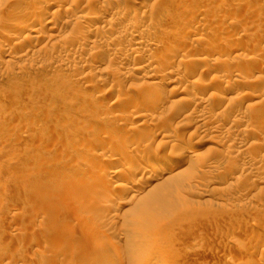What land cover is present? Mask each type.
Segmentation results:
<instances>
[{"label": "rangeland", "instance_id": "rangeland-1", "mask_svg": "<svg viewBox=\"0 0 264 264\" xmlns=\"http://www.w3.org/2000/svg\"><path fill=\"white\" fill-rule=\"evenodd\" d=\"M0 1V264H264V0Z\"/></svg>", "mask_w": 264, "mask_h": 264}, {"label": "bare ground", "instance_id": "bare-ground-1", "mask_svg": "<svg viewBox=\"0 0 264 264\" xmlns=\"http://www.w3.org/2000/svg\"><path fill=\"white\" fill-rule=\"evenodd\" d=\"M4 1V0H3ZM39 1V0H38ZM61 1H63V0H61ZM1 2V1H0ZM65 2V1H64ZM37 3V2H36ZM159 3V2H158ZM3 5V4H2ZM149 5H150V8H152V9H154V8H157V4L153 1V2H151V3H149ZM39 6V5H38ZM43 6L41 5V8H42ZM149 7V6H148ZM44 8V7H43ZM39 9V8H38ZM147 9V8H146ZM36 9L34 8V11H35ZM40 10V9H39ZM37 11V12H34V13H32V15H33V17L34 16H36L37 15V13L38 12H40V11ZM33 11V10H32ZM135 12V11H134ZM146 13H147V11L146 10H143V11H141V12H138V13H132L131 15H129V16H133L132 17V19L133 18H135L134 19V21L135 20H140V18H143V16L144 15H146ZM30 15H31V11H30ZM124 15V14H123ZM126 15V14H125ZM26 16V15H25ZM38 16V15H37ZM39 16H41V15H39ZM126 17H127V15H126ZM125 17V18H126ZM145 17V16H144ZM19 18V17H18ZM17 18V19H18ZM35 18V17H34ZM123 18V17H122ZM13 19V18H12ZM16 19V20H17ZM22 19V18H21ZM31 19V18H30ZM16 20L13 22L14 24L15 23H17L16 22ZM32 20V19H31ZM127 20V19H126ZM128 20H129V18H128ZM142 20V19H141ZM12 21V20H11ZM18 21V20H17ZM147 21V20H146ZM138 22V21H137ZM19 23V22H18ZM139 23V22H138ZM82 24V23H81ZM146 23H144V21H142V22H140L139 23V26L138 27H140L139 29H143L144 28V25H145ZM18 25V24H17ZM128 25V24H127ZM147 25V24H146ZM19 26V25H18ZM104 30V29H103ZM131 30V29H130ZM137 32V31H136ZM103 34H104V32H103ZM112 34L113 35H115V37L116 36H118L119 38H121L122 36H121V33H120V31L118 30H113L112 31ZM111 34V35H112ZM123 35V34H122ZM8 39V38H7ZM226 40V39H225ZM142 41V40H141ZM143 42V41H142ZM136 43H138V42H136ZM140 44V43H139ZM143 44H145V42H143V43H141V45H143ZM147 44V43H146ZM223 45H225L226 43L224 42V43H222ZM229 44V43H228ZM233 44V43H232ZM94 45V44H93ZM97 46V45H96ZM140 46V45H139ZM223 47V46H222ZM228 48V47H227ZM232 48V47H231ZM230 48V49H231ZM187 49V48H186ZM224 49V48H223ZM127 50V49H126ZM183 50H185V49H183ZM189 50V49H188ZM191 50V49H190ZM182 51V50H181ZM186 52V51H185ZM189 52V51H188ZM191 52V51H190ZM196 54V53H195ZM124 55V54H123ZM192 55H194V54H192ZM72 56V55H71ZM141 56V55H140ZM124 57H126L127 58V56H124ZM123 57V58H124ZM189 57V56H188ZM125 58V59H126ZM152 57L151 56H149V54L147 55V54H145L144 53V55H143V57L141 56V57H139V63H137L138 65H140L139 67L138 66H135L136 68H138V69H136V70H147L148 68H150L151 67V62H152ZM171 61V60H170ZM173 61V60H172ZM169 62V64H170V66H173L174 67V65H175V62L173 63V62ZM134 63V62H133ZM153 64V63H152ZM134 65H136V64H134ZM168 65V64H167ZM65 66H66V64H65ZM179 66V65H178ZM76 67H78V66H76ZM160 67V66H159ZM156 68V67H155ZM154 68V69H155ZM171 68V67H170ZM113 69V68H112ZM151 69H153V68H151ZM155 70H157V69H155ZM163 70V69H162ZM109 71V70H108ZM113 71V70H112ZM115 71H117V70H115ZM154 71V70H153ZM152 71V72H153ZM161 71V70H160ZM111 72V71H110ZM141 72V71H140ZM143 72V71H142ZM149 72V71H148ZM147 72V73H148ZM155 72V71H154ZM156 72H158V71H156ZM151 73V72H150ZM159 73V72H158ZM152 74V73H151ZM150 74V75H151ZM162 74V73H161ZM169 74V73H168ZM114 75H116V74H114ZM154 75V74H153ZM150 77H153V76H150ZM149 77V78H150ZM151 79H154V78H151ZM147 83V82H146ZM157 83V82H156ZM155 83V84H156ZM206 83V82H205ZM209 83V82H208ZM152 84V83H151ZM150 84V85H151ZM149 85V86H150ZM207 86V85H206ZM205 85L203 86L204 88L206 87ZM202 87V88H203ZM151 88H153V87H151ZM203 88V89H204ZM203 89H202V91H203ZM205 90V89H204ZM247 94V93H246ZM250 96V95H249ZM253 96V95H252ZM138 97H139V95H137V93L136 94H131L130 95V98L128 99V101H127V106L126 107H128L129 108V106L131 105V103H134V104H136V102H139L138 101ZM186 99V98H185ZM184 99V100H185ZM209 99H210V97H209ZM248 100H249V97L247 98ZM181 100H183V99H181ZM183 100V101H184ZM206 100V99H205ZM210 100H212V99H210ZM187 101H189V100H187ZM176 102V101H175ZM173 103H174V101H173ZM204 103H205V101H204ZM208 103V102H207ZM157 104V103H156ZM158 104H160V103H158ZM145 104H143V106H144ZM208 105H210V104H208ZM132 106V105H131ZM207 106V105H206ZM146 107V106H145ZM172 107V106H171ZM170 107V108H171ZM137 108V107H136ZM141 108V107H140ZM140 108H138V114H137V116H135L136 118H139L140 119V117L142 116V114H140ZM36 113V112H35ZM209 113V112H208ZM191 114V113H190ZM193 114V113H192ZM205 114V113H204ZM212 115V117H213V114H211ZM144 116V115H143ZM147 116V115H146ZM190 116H192V115H190ZM210 116V115H209ZM208 116V117H209ZM195 117V116H194ZM193 117V118H194ZM207 118V117H206ZM134 119V118H133ZM204 119V118H203ZM211 119V118H210ZM199 120V119H198ZM202 120V118L200 119V121ZM205 120V119H204ZM203 120V121H204ZM206 121H209V120H206ZM206 121L205 122H200L201 123V125L202 124H204V125H206L205 123H206ZM211 121V120H210ZM139 123V122H138ZM199 123V122H198ZM200 125V124H199ZM164 126H167V125H164ZM228 132V131H227ZM232 132V131H231ZM158 134L159 133H157V131H156V133L153 135V138H155V137H157L158 136ZM230 134V133H229ZM157 139V138H156ZM138 142V141H137ZM177 144V143H176ZM90 145V144H89ZM85 146V145H84ZM88 146V145H87ZM114 148V147H113ZM89 156H91V155H89ZM191 158V157H190ZM95 158L93 157V158H91V161L92 160H94ZM118 161V160H117ZM120 161V160H119ZM119 161L117 162V163H119ZM191 161H192V159H191ZM191 161H189V160H184V162L185 163H187L188 165L189 164H191ZM194 161V160H193ZM116 162V161H115ZM138 162V161H137ZM193 163V162H192ZM124 165H125V163H124ZM180 164L179 163H177V164H168V165H165V166H156V165H151V166H149L146 170H145V168H144V172H143V174L145 175H147V174H149V175H156V176H158V177H166V178H169L170 177V175L172 176V174H174V173H176L177 172V170L179 169L178 167H180L179 166ZM129 166V165H128ZM133 167L132 168H130L131 169V171H133V172H135V171H137L138 169H140V168H138L137 169V167H138V165L136 166H134V165H132ZM148 166V165H147ZM191 166H192V164H191ZM131 167V166H130ZM107 168V167H106ZM103 169V168H102ZM189 169V168H188ZM183 171H184V169H183ZM107 172V171H106ZM141 172V171H140ZM138 173H139V170H138ZM133 175V174H132ZM176 174H174V176H175ZM167 176H169V177H167ZM153 177V176H152ZM169 181V180H168ZM179 183H177L176 185H178ZM145 186H148L149 187V185H147V184H144V185H142V187H145ZM158 186H159V184H158ZM173 187V186H172ZM154 262H145V263H143V264H153Z\"/></svg>", "mask_w": 264, "mask_h": 264}]
</instances>
